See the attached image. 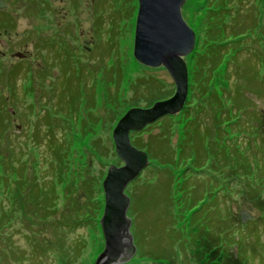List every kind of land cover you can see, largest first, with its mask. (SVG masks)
<instances>
[{
  "label": "rangeland",
  "instance_id": "1",
  "mask_svg": "<svg viewBox=\"0 0 264 264\" xmlns=\"http://www.w3.org/2000/svg\"><path fill=\"white\" fill-rule=\"evenodd\" d=\"M33 2L23 0L7 38L31 52L38 35L52 37L51 95L18 96L28 80L14 77L7 103L0 77V110L22 115L8 116L10 132L0 134V264H95L104 248L102 182L110 166H123L113 131L129 110L171 98L175 84L164 68L134 58L137 0H52L41 15ZM181 14L195 34L184 58L188 94L181 112L129 134L148 166L125 189L136 254L124 264H216L234 255L241 233L232 213L264 210L251 198L264 197V176L246 181L239 170H264V0H186ZM214 93L220 107L209 101ZM194 132L204 135L199 163L188 150L199 148Z\"/></svg>",
  "mask_w": 264,
  "mask_h": 264
},
{
  "label": "water",
  "instance_id": "2",
  "mask_svg": "<svg viewBox=\"0 0 264 264\" xmlns=\"http://www.w3.org/2000/svg\"><path fill=\"white\" fill-rule=\"evenodd\" d=\"M186 0H137L133 55L141 64L164 68L175 84V94L151 108L129 110L113 131V142L122 167L110 166L102 182L104 210L100 227L104 248L95 264H124L136 254L127 216L130 199L127 186L148 166V156L129 140L130 132L181 112L188 94V70L184 58L195 47V34L184 21L181 8ZM253 98L254 96H249ZM246 220L249 214L241 213Z\"/></svg>",
  "mask_w": 264,
  "mask_h": 264
},
{
  "label": "flooded vegetation",
  "instance_id": "3",
  "mask_svg": "<svg viewBox=\"0 0 264 264\" xmlns=\"http://www.w3.org/2000/svg\"><path fill=\"white\" fill-rule=\"evenodd\" d=\"M35 1L36 3L33 2V5L37 13H40V15L43 12L50 10L52 7V0ZM23 10V0H0V77H4V85L5 87H7V103H10L9 98L11 97V95L17 92L13 80L14 77L16 78V81L20 83L21 81H25L24 78H27L28 80L27 89H19L18 96H22V94L24 93L33 94L37 98L41 96L50 97L51 95V81L49 80L48 76L45 75L47 74L48 70L51 69L52 59L55 55V44L51 40L52 37L49 38L38 35L36 40H34L33 42L31 52L28 50H14L13 45L16 42L7 38V34L10 29V18L18 16L20 12H23ZM58 26L59 28H61L59 24ZM61 29L64 31L63 27ZM10 60H15V63L9 62ZM56 75V73H52V77ZM34 107L35 102L32 104V109ZM3 111L4 109L0 110V134L1 131L4 130V132L2 133L3 135L5 134L4 136H6V134L10 132L9 131L7 133L6 131L8 130L9 123V119H7V117H15L12 118V120L14 121L15 119L19 120L22 115L18 113V111H16L13 107H7L5 114ZM15 128L17 139L22 140L27 134V131H25L26 127L23 123H19L15 125ZM33 133L34 127H32L30 133L31 139H34ZM4 170L8 172L7 169ZM260 172L262 171H253V174L251 176L257 177V179L255 180L258 181L261 176H264V174L261 175ZM246 181H250L249 178H247ZM6 187L7 189H10L9 185H6ZM8 192L6 191V195ZM10 196L13 197L12 194ZM251 198L255 199V203L257 205H264V197H258V195L252 194ZM242 212H247L249 214V216L246 217V220L242 219ZM232 216L231 217L233 219H238L241 225V233L238 234V237H235L237 241V244L236 241L235 244L237 247L234 245L233 250H230L231 254H234L233 256H226V254H223L220 261L216 264H264V210H262L261 215L257 217H254L249 211L246 210H242L238 214L233 212ZM230 239L231 238L227 240L228 243ZM248 250H250V254H248ZM239 252L240 260H237ZM231 257L234 258L232 261H230Z\"/></svg>",
  "mask_w": 264,
  "mask_h": 264
},
{
  "label": "trees",
  "instance_id": "4",
  "mask_svg": "<svg viewBox=\"0 0 264 264\" xmlns=\"http://www.w3.org/2000/svg\"><path fill=\"white\" fill-rule=\"evenodd\" d=\"M214 48H218L217 46H214ZM212 58H211V60L214 58L213 56H211ZM206 87H207V84L205 85ZM217 95V93H214L211 97V99L209 100L210 102H213L214 104H216L217 106H219L220 107V103H221V98H219L218 96H216ZM247 98L250 100V97L247 95ZM212 105V104H211ZM216 107V106H215ZM217 110V109H216ZM205 115V114H204ZM213 117H215L214 115H213ZM264 118V117H263ZM256 125V124H255ZM209 132L210 131H208V134H209ZM207 134V135H208ZM202 137H200L199 136V133L198 132H194L193 134H192V142H191V145L193 146L194 145V142L196 141V140H198V142L196 141V144L195 145H197V147H199V148H195V150H193V149H191L190 147L188 148V150L191 152H197V156H196V159H197V161H198V163L201 161V156H200V154H199V151L200 150H202V148H203V141H204V135H201ZM194 138H197L196 140H194ZM261 149V148H260ZM242 158H243V160H246L247 158L245 157V156H241ZM238 158V157H237ZM242 173H243V176L244 177H246V178H249L252 174H253V171H255V170H249L248 168H245V169H239ZM238 171V170H237ZM236 171V172H237ZM258 171H262V172H260V174L261 175H263L264 173H263V171L264 170H258ZM235 172V173H236ZM255 175V174H254ZM195 193V192H194ZM193 193V194H194ZM199 197H200V195H197V197L195 196V199H194V202H196V200H198L199 199ZM32 198H34V197H32ZM211 199L212 200H214L215 199V196H212L211 197ZM34 200V199H33ZM201 202L203 201V200H200ZM211 203H213V201L211 202ZM212 207H214V205L212 204ZM211 207V208H212ZM217 208V207H216ZM201 209H202V206H194V208H193V213H198V212H200L201 211ZM215 212V210H213V213ZM216 224L217 222H210L209 223V225H210V227H211V224ZM222 223V222H221ZM219 224V223H218ZM210 227H209V229H210ZM217 227V226H216ZM209 229H207V232H209ZM201 231V234H198L199 235V237H204L203 236V230L201 229L200 230ZM239 235H236V237H238ZM209 238H210V235H209ZM211 240H213L212 242H214V240H216V238L214 239V238H212ZM211 240H210V242H211ZM235 241H236V239H235ZM236 244H237V241H236ZM237 247V246H236Z\"/></svg>",
  "mask_w": 264,
  "mask_h": 264
}]
</instances>
